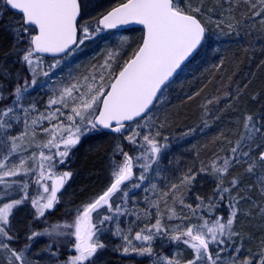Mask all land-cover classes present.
Returning <instances> with one entry per match:
<instances>
[{
	"label": "snow or ice",
	"instance_id": "6c2138e0",
	"mask_svg": "<svg viewBox=\"0 0 264 264\" xmlns=\"http://www.w3.org/2000/svg\"><path fill=\"white\" fill-rule=\"evenodd\" d=\"M213 3L214 7L205 9L204 0L196 4L192 0H121L118 6L94 17L93 24L83 20L82 0H0V32H7L12 40L4 56H14L13 63L24 66L31 77L29 80L19 72L13 73L0 63V150L4 153L0 159V254L4 256V264H41L43 257L32 249L43 236L75 238L72 247L76 254L66 260L59 259V249H54L53 243L46 244L41 251L48 254L50 264H96L97 252L106 247L100 240L105 231H111L122 241L117 251L125 256L148 257L152 264H264V241L259 251L249 250L248 255L240 259L243 244L242 239L236 244L241 233L235 230L241 203H250L264 216V205L252 195L255 190L264 198L262 116L245 113L243 129L235 143L224 137L229 145L226 154L221 155L222 149L214 152V158L207 165L201 162L198 170L188 169L178 183H172L168 192L163 193L165 203L171 194L174 205L178 203L188 209V214H178L172 207L168 209L167 218L187 221L186 224L166 226L159 199L153 201L145 197L149 208L142 213L129 208L133 199L130 190L140 189L149 181L150 172L162 171L159 166L169 147L168 137H163L165 142H161L160 129L164 125L157 126L153 108L163 103L164 92L174 74L203 47L210 32L208 21L214 22L221 33L227 28L228 33L240 35L247 29L250 35L257 22L264 30V0H213ZM217 8L220 9L218 15ZM131 24L142 25L143 34L117 73L111 72V62L119 53L110 51L100 66L99 82L95 75H90L84 76L83 82L77 80L57 89L43 112L28 99L30 90L37 85L38 74L48 77L61 63L60 59H54L44 67L41 54L68 57L101 31ZM120 43H127L126 38ZM222 65L223 60L216 67ZM105 72L110 76L108 83H105ZM211 103L213 101L209 100L208 104ZM207 111L205 106L206 114ZM44 121L49 127L43 126ZM18 123H23L24 129L12 135ZM208 127V120H204L201 130ZM38 128L48 137L35 145L41 149L39 157L33 152L28 157L20 156L18 163H12L13 154L22 149L26 151L25 141L28 144L36 141ZM103 131L127 141L133 154L124 150L122 142L117 143L109 164L112 177L109 186L76 209L72 224H55L51 225V230L45 227L40 231L29 227L25 234L27 242L18 246L20 235L12 225L14 210L30 199L33 220L47 224L46 212L59 202L58 192L73 175L71 171L56 172V166L65 163L82 137ZM194 131L196 129H189L184 135ZM222 136L220 133L216 137L218 145ZM29 160L34 162L31 167ZM235 167H243V175L232 176L226 182ZM199 173L212 176L215 187L207 198L197 195L193 207L185 203V196ZM244 175L254 182L245 184ZM28 176L33 177L31 183L42 189V193L38 191L36 196H29V182L24 179ZM151 190H156L155 184L151 185ZM15 192L22 195L12 198ZM221 205L228 210L226 216L217 214ZM152 208L156 209L154 223ZM244 214L251 215V212ZM129 216L134 218L127 221L125 229L121 227L125 223L121 218ZM157 240L161 241V246L185 245L191 249V258L181 261L179 253H156ZM225 252H228L227 259L222 255Z\"/></svg>",
	"mask_w": 264,
	"mask_h": 264
},
{
	"label": "trees",
	"instance_id": "16d2710c",
	"mask_svg": "<svg viewBox=\"0 0 264 264\" xmlns=\"http://www.w3.org/2000/svg\"><path fill=\"white\" fill-rule=\"evenodd\" d=\"M106 1L110 2L108 6H101L103 3L98 4L99 9L102 8L99 15L86 17L83 15L82 0L83 20L92 21L95 24L94 17L98 18L121 2V0ZM193 1L195 2V0ZM196 2H199V0ZM204 6L205 9L214 7L213 0H204ZM93 11L96 10L93 9ZM219 11L220 9L217 8L216 15ZM209 14L214 19L216 18V15ZM237 18H240L239 14H237ZM83 20L81 23H83ZM210 26V23H208L210 32L216 34L215 37L208 36L197 55L183 67L176 80L165 90L168 94L164 95L163 103L157 104L153 108V111L158 107L163 111L160 124H163L164 127L160 130L164 137H168L166 143L170 148L185 147L192 142H198L197 146L194 147L198 150L197 155L192 156L191 164H188L184 173L190 168L194 169L197 166L200 168L201 162L207 165L208 158H214L213 153L215 150L229 147L228 143L224 141V137L235 143L243 129L245 113L264 117V30L258 22L252 27L250 35L247 34V29L242 30L240 35H236L235 33H228L227 28L224 29V33L228 34L221 33L215 28V23H213V27ZM130 31L135 42L140 41L143 29L137 27L130 29ZM11 43L12 40L9 34L0 32V63L4 64L9 71L19 72L23 75L26 71L24 66L13 63L14 56H8L7 58L4 56L5 53L9 52ZM55 58L62 57H43L45 61ZM221 60H223V65L217 68L216 66L220 65ZM237 96L238 98H233ZM209 100H212L213 103L208 104ZM205 106L208 110L207 114ZM216 116H219L220 119H214ZM204 120H208L210 127L201 130ZM189 129H196V131L185 136L184 133L188 132ZM220 133H223V136L221 137L222 142L218 145L216 137ZM120 142L123 143L124 150L132 155V146L127 141H120L116 134L105 131L90 133L81 138L80 143L69 154L66 164H58L59 168L69 166L70 171L73 173L71 184L74 188L71 200L76 202L75 209L98 196L103 188L110 183L109 181L112 179L109 166L110 159L115 145ZM228 147L224 149L221 155L226 154ZM207 148L210 150L204 151ZM116 159L122 158L116 157ZM134 171L138 170L134 169ZM243 172V167L233 168L227 175L226 182L232 176L243 175ZM243 179L245 184L254 182L252 178L246 175L243 176ZM209 186H211L209 178L197 175L193 187L187 191L185 203L195 205L197 202L196 196L204 197L203 190ZM29 187L28 191L31 193L35 191V186ZM19 195H22V193H14L15 198H18ZM252 195H256L255 190ZM168 198L171 199L172 195L169 194ZM259 201L261 205H264V198L260 197ZM24 205V208L21 206L20 212H17L18 215H14L12 219L13 228L20 235L18 242L20 247L27 242L25 234L29 227L40 231L45 227H49V230H51V225L55 224L73 223L72 212L75 209L69 210L61 203L56 204L53 209L46 212L47 224L33 220L30 199ZM223 207L221 205L217 214L223 211ZM247 211H250L251 215H248L244 228L238 230L245 237H249L256 232L257 226H261L264 235V216L258 215L259 210L255 208L247 209ZM16 217L18 218L16 219ZM65 231L70 232L73 229H66ZM74 240V236H43L34 244L32 251L41 254L43 257L41 264H50L48 254L41 250L46 244L53 243L54 249H59V259L66 260L72 255L70 248ZM51 259L55 260L56 258ZM96 264H152V261L149 262L147 257L134 254L125 256L117 249H107L105 258L99 262L96 261Z\"/></svg>",
	"mask_w": 264,
	"mask_h": 264
},
{
	"label": "rangeland",
	"instance_id": "374dc122",
	"mask_svg": "<svg viewBox=\"0 0 264 264\" xmlns=\"http://www.w3.org/2000/svg\"><path fill=\"white\" fill-rule=\"evenodd\" d=\"M196 1L197 0H195L194 2L192 0V3L193 4L198 3ZM109 3L110 2H107L106 0H83V15L86 17H91V16L93 17L96 15H99L100 12L102 11L101 10L102 8L100 7L99 9L98 4H102L101 6H108ZM93 9L96 10L97 12L96 11L94 12ZM205 19L207 20V17H205ZM208 23H210L211 25L210 27H213L214 22L212 23V21H208ZM210 33L208 34L209 37H215L216 34L214 33L212 34V32ZM122 38H126L127 43L121 44L120 41L122 40ZM139 42H140L139 40L135 42V39H133L130 29L120 30V31L119 30L101 31L93 39L86 40L85 43L83 45H80L79 48L71 56H68V57L62 56V58H55V59L61 60L60 65L54 70H52L48 77H44L43 75L38 74L37 85L35 88L30 90L31 94L30 96H28V99L36 103V106L40 112L45 111L49 97L53 95V93L57 89L62 88L63 86L71 84V83H76L77 80H80L81 82H83L82 78L84 76L95 75L97 77V82H99V75L101 72L100 66L104 63L105 58L108 56V53L110 51L119 53V55L114 59V61L111 62V72L116 73L119 70V68L123 65L124 61L129 58L132 51L135 50ZM53 60L45 61L43 59V66L47 67V65L51 63ZM104 74H105V83H108L110 79L109 73L105 72ZM22 76L28 77L29 80L31 79V77L28 76L27 70L24 72ZM166 94L168 93L165 91L164 95ZM4 103L6 104L8 102H4ZM64 111L67 112V109H64ZM162 113L163 111L159 107L155 111H153V115L156 118L157 126L161 123V118L163 117ZM61 119H66V118L61 117ZM42 123L44 127H49V124L47 121H44ZM53 123H55V121H53ZM23 129H24L23 123H18L12 129L11 134L18 135L21 131H23ZM37 132H38V137L34 143L28 144L27 141H25L24 148H26V151L22 149L20 152L13 154V156L10 157V160L12 163H18V159L20 156L28 157L33 152L37 154V158L39 157V152L41 151V149L37 148L35 145L38 143L45 142L48 137H47V134L40 132L39 128L37 129ZM163 137L164 135L162 134L160 138L161 142H165L162 139ZM224 141L227 143V140H224ZM197 143L192 142L185 147H174V148L168 147L169 149L167 148V151L164 153L163 160L159 166L160 169H162V171H160L159 174H157L155 171L150 172L149 181H146L140 189L130 190V197H132L133 199H132V202L129 204V208L133 211L142 213V210L149 208V204L146 201L145 197H148L150 200H153V201L159 199L160 200V213L163 216V223L166 226L174 227L177 224H186L187 221H181L177 219L169 220L167 218L168 209L172 207H175L176 212L178 214H188V209L182 208V206L178 203L174 205L173 199L172 198L169 199L168 198L169 196L166 198V203H165V198L163 196V193L168 192L171 184L176 183L179 180V178L182 176V174H184V170L186 169L188 164H191L190 162H191L192 156L195 157L197 155L198 150L194 148L197 146ZM227 147L220 148L222 149L221 153L224 152V149H226ZM220 149L215 150V152ZM208 150L210 149L207 148L204 151H208ZM44 151L47 153V149H44ZM53 151H55V149H53ZM3 154H4L3 151L0 150V159L3 158ZM212 159H213L212 157H209L207 163H209ZM66 161L64 164H66ZM33 163H34L33 161L29 160L28 166L31 167ZM36 163H38V159ZM198 169L199 168L197 166L193 170L196 171ZM55 171L58 173L64 172V171H70V168L69 166H65V167L63 166L62 168H59L57 165ZM198 175L202 177L204 176L205 178H209V180L211 181V186H209L208 188H204L203 190V195H205L204 197L207 198L208 195L211 194L213 188L215 187V180L212 176L207 175L205 173H199ZM24 179L28 180L29 186H33V187L35 186L34 192L31 193L30 191H28V193L31 194V196L29 194L30 197L36 196L38 191L42 193L43 191L42 189H38L35 184L31 183V180L33 179L32 176L25 177ZM71 182L72 181L70 178L65 183V185L60 190V192H58L59 202L57 203V204L59 203L63 204V206L67 207L69 210L75 209V206H76V202H73V200H71V194L74 188ZM109 182H111V180ZM49 183H51V181H49ZM109 184L110 183H108L103 188L101 193L109 186ZM152 184L156 185L155 191L151 190ZM145 187L149 188L150 190L148 192H145L143 190ZM28 188L30 189V187ZM253 197L260 203L259 201L260 196L258 195L257 192H256V195ZM12 198H15L14 193H13ZM24 206L25 205H23V208ZM30 206H31V202H30ZM193 207H195V205H193ZM240 208H241V214L238 216L236 224H235V230L239 232L241 228H244L243 226L245 225L248 219L247 217H249L248 215H245L244 213L248 212L247 209L250 210L255 207H253L250 203H241ZM150 211L153 214L152 222L154 223L156 209L152 208L150 209ZM217 211H219V208L217 209ZM227 211H228L227 208L223 207V211L219 212L218 214L226 216ZM17 212H20V208L14 210L13 216L14 215L17 216L18 215ZM72 213H73V221H74L75 216H76V209L73 210ZM13 216H12V219H13ZM17 218L18 217H16V219ZM133 218L134 217L132 216L122 217L121 219L122 221H125V223H122L121 227L126 229L128 226L127 221H130ZM193 222H196V221L193 220ZM109 227L111 228L112 226L110 225ZM255 231L256 232L252 234V236H249V237H245L240 232L241 238L236 239L237 245L241 243V239H242L243 247H242L241 254H240L241 260H243L244 257L248 255L249 250H251L252 252L259 251L261 247V241H264L263 227L261 228V226H257ZM100 240L106 245V247L97 252L96 257H95L97 262L105 258L107 249H110V250L117 249L118 246H120L122 243V241L118 237L112 235L111 231H105L103 234H101ZM154 250L156 253L162 254V255H176L177 253H179L178 258L181 261L191 258V249H188L183 244H179V245L165 244L164 246H161V241L157 240ZM70 251L72 255L76 254L73 247L70 248ZM222 255L224 256L225 259H227L228 252H225ZM148 260L149 262L151 261L150 258H148ZM0 261H2V263L0 264L4 263V256L2 254H0Z\"/></svg>",
	"mask_w": 264,
	"mask_h": 264
},
{
	"label": "water",
	"instance_id": "95a60500",
	"mask_svg": "<svg viewBox=\"0 0 264 264\" xmlns=\"http://www.w3.org/2000/svg\"><path fill=\"white\" fill-rule=\"evenodd\" d=\"M119 5V4H118ZM118 5H116V6H118ZM116 6H114V7H116ZM113 8V7H112ZM109 10H111V9H109ZM108 10V11H109ZM137 27H139V28H142L143 29V26L142 25H138V24H131V25H126V26H122V27H119V28H117V29H107V30H128V29H132V28H137ZM201 49V48H200ZM200 49L194 54V56L193 57H191L190 59H189V61H186L182 66H181V69H179L178 71H177V73L176 74H174V76H173V78H172V81H171V83L172 82H174L175 80H176V78L178 77V75L181 73V71H182V69H183V67L185 66V65H187L196 55H197V53L200 51ZM43 57H54L53 56V54H48V53H45V54H41ZM63 56V54H60V55H57V56H55V57H62ZM170 83V84H171ZM105 132H107V131H105ZM109 133V132H108Z\"/></svg>",
	"mask_w": 264,
	"mask_h": 264
}]
</instances>
